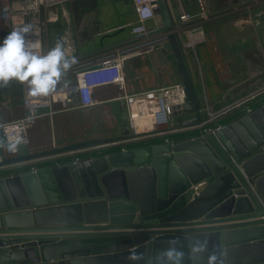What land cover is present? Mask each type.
I'll list each match as a JSON object with an SVG mask.
<instances>
[{"label": "water", "instance_id": "1", "mask_svg": "<svg viewBox=\"0 0 264 264\" xmlns=\"http://www.w3.org/2000/svg\"><path fill=\"white\" fill-rule=\"evenodd\" d=\"M77 2L93 8L96 0ZM156 3L163 25L171 28L166 0ZM163 47L174 55L187 96L175 113L192 114L181 124L196 126L201 101L185 51L174 33ZM167 135L76 163L1 175L0 264H130L133 251L143 254L139 264H150L171 239L186 252L196 241L208 242L207 253L185 264H206L212 252L224 253L223 264H264V101L215 133L172 140ZM95 144L13 156L3 163ZM186 159L196 166L188 168ZM193 171L200 172L197 178ZM199 182L204 184L194 189Z\"/></svg>", "mask_w": 264, "mask_h": 264}, {"label": "crops", "instance_id": "2", "mask_svg": "<svg viewBox=\"0 0 264 264\" xmlns=\"http://www.w3.org/2000/svg\"><path fill=\"white\" fill-rule=\"evenodd\" d=\"M106 1L96 0L93 8L81 7L77 3L75 10L82 12L74 16L69 15L65 21L78 61L118 47L132 39L131 32L123 33V29L137 21L133 3L130 0L127 3L118 0L123 4H130L126 17H121L119 14L122 7L119 9L114 3L106 4ZM166 3L173 21H176L181 11L196 16V20L199 13L204 16V19L199 20L204 40L192 48L185 49L194 88L201 101L200 123L207 120L208 110L218 114L213 124L222 125L264 101V51L261 47L260 50L249 47L247 42L243 43V47H239L241 31L234 26L239 18L256 15L257 8L251 6V0H166ZM110 14L117 15V20L110 21ZM146 24L155 25L153 20L147 21ZM158 28L165 29L162 21L158 22ZM120 30L121 33H118ZM250 32L256 42L257 32ZM242 36L246 40V34ZM81 45L90 46L89 49L79 51L78 46ZM173 59L172 51L165 48L141 51L124 61L123 89L113 84L99 86L91 90L90 98L94 101L91 105L80 106L78 98L74 97L66 108L61 109L59 104H53L51 108L56 111L51 115L45 114V110L34 111L25 128L26 142L19 145L13 155L5 156L0 152V176L26 170L29 166L37 169L65 162L73 155L85 158L158 142L123 145L125 137L129 138V123L123 95L181 82V77L172 63ZM64 79L68 84L74 82L70 71ZM20 88L16 81H11L6 87H0V123L25 116L26 109L21 103ZM257 93L259 94L256 95ZM252 95L256 96L250 98ZM241 101L243 104L233 107ZM178 115L183 117L181 122L173 118ZM191 116L192 114L187 113H174L173 126L164 127L162 133L169 132L167 139L171 140L196 135L199 133L197 126L181 124ZM170 127H174V130H170ZM90 141H97V144L29 161L3 163L9 157ZM111 142L119 143L120 147H108ZM200 183L193 188L197 190Z\"/></svg>", "mask_w": 264, "mask_h": 264}, {"label": "built area", "instance_id": "3", "mask_svg": "<svg viewBox=\"0 0 264 264\" xmlns=\"http://www.w3.org/2000/svg\"><path fill=\"white\" fill-rule=\"evenodd\" d=\"M72 0H0V41L14 28L24 24H31L35 32L31 39L41 42L45 51V30L46 25L55 23L59 17L68 20L67 5ZM137 16V21L131 26L132 39L124 44L101 52L90 58L78 61L70 70L73 74L74 82L68 84L66 88L58 87L57 91L47 97H31L27 87L20 84L21 103L28 111V116L0 123V141L7 145L11 141L20 139L21 144L26 142L25 128L27 121L32 117L36 110H45V114L51 115L56 110L51 107L59 104V107L66 108L74 97L78 98L80 106H88L94 103L90 98L91 90L95 87L105 85H117L120 89L124 88L125 76L123 72L124 61L141 51H149L154 48H164L163 44L168 42L170 34L174 33L184 49L192 48L197 43L204 40V33L201 30L200 19H204L203 13L196 16L181 11L176 21H173L171 28L165 27L164 30L158 28V22L162 21L160 15L155 11L157 0H130ZM251 6L256 7V17L248 16L239 18L237 24L252 23L259 24V20L264 16V0H251ZM153 20L155 25L147 26V21ZM63 38L68 52L75 55L72 42L66 36ZM143 50H139L144 48ZM138 50V51H137ZM137 51V52H134ZM264 92V89H263ZM257 93L256 95H258ZM252 95L250 98H254ZM126 103V111L129 123V130L133 136L142 134H160L166 126H173L172 117L179 107H182L187 100L182 82H175L168 85L138 91L123 95ZM243 102H237L233 107H239ZM250 109V108H249ZM208 117L204 123L196 125L200 129L197 134L215 133L222 125H214L213 122L218 116L217 113L207 111ZM148 117L155 123V128L148 132H137L135 121L140 117ZM174 130V127H170ZM114 143V142H111ZM110 144V143H108ZM2 155L10 156L15 151H8L7 147L0 148ZM38 159V158H37ZM81 158L73 155L68 161L76 163ZM30 171H34L33 166H29Z\"/></svg>", "mask_w": 264, "mask_h": 264}, {"label": "clouds", "instance_id": "4", "mask_svg": "<svg viewBox=\"0 0 264 264\" xmlns=\"http://www.w3.org/2000/svg\"><path fill=\"white\" fill-rule=\"evenodd\" d=\"M35 32L31 24H24L10 31L0 41V87H6L11 81L25 85L31 97H47L57 91L58 86L66 88L64 79L78 63L77 57L67 51L63 38L47 51L41 42L31 39ZM22 141L17 139L7 145L0 141V148L8 151L18 149ZM168 246L159 250L150 259V264H185L197 262L208 252V242L196 241L187 252L179 246L178 239H171ZM223 252H212L206 257V264H223ZM130 264H139L143 254L133 251L127 257Z\"/></svg>", "mask_w": 264, "mask_h": 264}, {"label": "rangeland", "instance_id": "5", "mask_svg": "<svg viewBox=\"0 0 264 264\" xmlns=\"http://www.w3.org/2000/svg\"><path fill=\"white\" fill-rule=\"evenodd\" d=\"M107 2L109 3H114L115 6H117L119 9L120 7H122V12L121 14H119V16L121 17H126V10L130 8V4H123V2H118V0H107ZM77 8V0H72L68 3L67 5V10H68V18L69 15L74 16L75 14V9ZM87 12V10H86ZM118 18L117 15H112L110 14V21H116ZM245 18V17H242ZM254 18H258V16H254ZM65 19H63L62 17H59L58 20L55 23H50L46 25V32H45V46L49 49L51 47H53L55 45V41L54 40H58L60 37L66 36L70 42H72V39L70 37L69 34V30L67 29L66 25H65ZM112 22V23H113ZM259 24H256L254 21L250 24V23H242V24H235L234 26L236 27V29L240 30V37H239V47H243V43L247 42L249 47H254L257 48V50H260V47L262 48V50L264 51V16L261 17V19L259 20ZM245 29V30H244ZM124 32L123 33H129V31L131 30V25L130 27H124ZM237 30V31H238ZM255 30L257 33L256 34V42L255 39L252 37V34L250 31ZM121 33V30L118 32ZM243 34H246V40H244L243 38ZM248 34V36H247ZM258 34V37H257ZM90 45H81L78 46V50L79 51H84L87 48L89 49ZM20 85V84H19ZM21 89V88H20ZM173 118H177L176 120H178V122H181L182 120V116L178 115V116H174ZM129 129V128H128ZM129 138L125 137L124 141H123V145H127V146H131V145H137V144H141V143H146V142H150L151 141V136L150 134H142L140 136H133V134L131 133V131L129 130L128 132ZM120 147L119 143H111L108 147H112L113 149L119 148Z\"/></svg>", "mask_w": 264, "mask_h": 264}, {"label": "bare ground", "instance_id": "6", "mask_svg": "<svg viewBox=\"0 0 264 264\" xmlns=\"http://www.w3.org/2000/svg\"><path fill=\"white\" fill-rule=\"evenodd\" d=\"M146 47L144 48H141L139 50H143L145 49ZM138 51V50H137ZM137 51H134V52H137ZM135 126H136V130L137 132H140V133H143V132H148L150 131L151 129L155 128V123L153 120H151L150 118L148 117H140L139 119H137L135 121ZM185 165L188 167V168H192L194 165L196 166V162L192 159H186V160H183ZM193 174V177L194 178H197V176L200 174V172H195L193 171L192 172ZM204 184V182H201L198 186L199 188L202 187V185ZM176 188L180 187V186H175Z\"/></svg>", "mask_w": 264, "mask_h": 264}, {"label": "flooded vegetation", "instance_id": "7", "mask_svg": "<svg viewBox=\"0 0 264 264\" xmlns=\"http://www.w3.org/2000/svg\"><path fill=\"white\" fill-rule=\"evenodd\" d=\"M77 3H78V2H77ZM79 12L81 13L82 11H77V10H76L74 14H75V15H78Z\"/></svg>", "mask_w": 264, "mask_h": 264}]
</instances>
